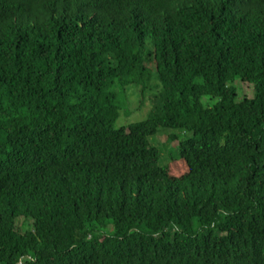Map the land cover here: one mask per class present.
Segmentation results:
<instances>
[{
    "label": "trees",
    "instance_id": "trees-1",
    "mask_svg": "<svg viewBox=\"0 0 264 264\" xmlns=\"http://www.w3.org/2000/svg\"><path fill=\"white\" fill-rule=\"evenodd\" d=\"M0 264H264V0H0Z\"/></svg>",
    "mask_w": 264,
    "mask_h": 264
},
{
    "label": "rangeland",
    "instance_id": "rangeland-1",
    "mask_svg": "<svg viewBox=\"0 0 264 264\" xmlns=\"http://www.w3.org/2000/svg\"><path fill=\"white\" fill-rule=\"evenodd\" d=\"M236 86H237L239 99L251 95L252 92L250 90L249 91L246 90L245 92L243 91V87L240 82H237ZM137 103L138 102L136 98L133 97L130 99V104L128 105V111L127 109L124 110L125 121H129V123H136L145 119L146 117L145 107L139 109L138 108L139 105ZM125 107H127V105ZM157 132L158 133L153 138H149L148 141L150 143V146L158 150L161 154L159 166L165 167L172 159L177 158L181 143L184 141L185 138L192 137V134L183 133L178 130L162 129V128H159ZM173 135L177 137L174 140L171 139V136ZM22 220H23L22 218L17 219L16 224L18 230L23 233L25 228H29L31 226V223L27 220L26 224L24 225L22 223Z\"/></svg>",
    "mask_w": 264,
    "mask_h": 264
}]
</instances>
